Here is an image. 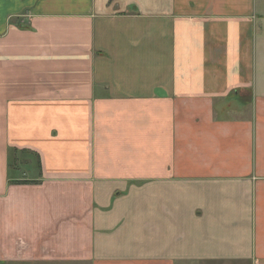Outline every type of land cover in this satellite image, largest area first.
Listing matches in <instances>:
<instances>
[{"label":"crops","instance_id":"1","mask_svg":"<svg viewBox=\"0 0 264 264\" xmlns=\"http://www.w3.org/2000/svg\"><path fill=\"white\" fill-rule=\"evenodd\" d=\"M0 264H264V0H0Z\"/></svg>","mask_w":264,"mask_h":264},{"label":"trees","instance_id":"2","mask_svg":"<svg viewBox=\"0 0 264 264\" xmlns=\"http://www.w3.org/2000/svg\"><path fill=\"white\" fill-rule=\"evenodd\" d=\"M15 151H16L15 157L13 158L12 161H9L10 162V166H11V164H13L15 166V169H17V167H18L19 164H23L26 169H30V163H27L26 161H25L26 163H23L22 162V157L19 155V152L20 151L17 150V149ZM34 157L37 159V161H36V167L40 170V160H39V156H35L34 155ZM29 181H32V180H29ZM15 182L17 183V181H15Z\"/></svg>","mask_w":264,"mask_h":264},{"label":"rangeland","instance_id":"3","mask_svg":"<svg viewBox=\"0 0 264 264\" xmlns=\"http://www.w3.org/2000/svg\"><path fill=\"white\" fill-rule=\"evenodd\" d=\"M249 110H250V108H249ZM29 158V157H28ZM32 160H34L35 161V157H32ZM26 161V160H25ZM26 162H28L29 163V161H26ZM31 165V164H30ZM36 167V165H34V168ZM34 168H33V170H31L30 171V169H28L27 171H28V173H30L31 172V174L32 175H26L25 176V178H33L32 176H34L35 174H36V172L34 171ZM27 181H29V180H27ZM29 182H31V181H29Z\"/></svg>","mask_w":264,"mask_h":264}]
</instances>
